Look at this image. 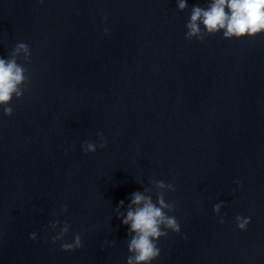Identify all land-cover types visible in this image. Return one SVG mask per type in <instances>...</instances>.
Masks as SVG:
<instances>
[{
	"label": "clouds",
	"instance_id": "clouds-1",
	"mask_svg": "<svg viewBox=\"0 0 264 264\" xmlns=\"http://www.w3.org/2000/svg\"><path fill=\"white\" fill-rule=\"evenodd\" d=\"M179 11L188 7L187 0H177ZM105 21L107 17L104 18ZM203 26V27H201ZM185 39H193L203 42L206 36L222 33L224 39H240L244 37L254 38L264 34V0H208L206 7L199 4L191 8L189 21L185 25ZM108 29L105 28V32ZM23 53L25 59L30 58L31 51L28 44L20 42L16 44L8 59L0 57V110L4 116L13 115V107L10 106L13 98L20 99L24 95L25 86L28 83L26 69L17 62V57ZM97 147H106V139L100 135L99 144L86 142L82 149L86 153H94ZM157 188H167L175 192L176 188L172 183H165L163 180L152 181ZM238 183V182H237ZM123 206V201L120 202ZM224 206L223 201L213 207L216 214L220 213ZM175 202H168L163 191L157 194L154 202L151 196L141 192H134L131 204L124 215L122 223L128 226L130 239L128 240V252L126 264H152L160 256L158 241L166 237L169 232L180 233L181 227L175 216L168 215L175 210ZM67 207L61 208L66 213ZM123 215V214H122ZM220 223H223L221 217ZM251 222V217L237 215L235 224L239 230H246ZM59 220L52 221L50 228L55 229L60 225ZM70 225L63 223L59 232L51 237L55 245L60 242L61 250L72 252L83 247L81 235L77 233L72 242L64 240L70 231ZM30 239L36 240L37 234L31 233Z\"/></svg>",
	"mask_w": 264,
	"mask_h": 264
}]
</instances>
